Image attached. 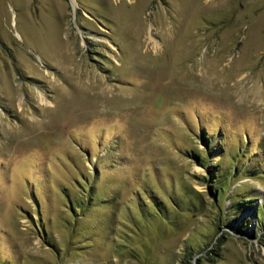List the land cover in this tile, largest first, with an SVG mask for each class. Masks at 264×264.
Masks as SVG:
<instances>
[{"label":"rangeland","instance_id":"obj_1","mask_svg":"<svg viewBox=\"0 0 264 264\" xmlns=\"http://www.w3.org/2000/svg\"><path fill=\"white\" fill-rule=\"evenodd\" d=\"M0 264H264V0H0Z\"/></svg>","mask_w":264,"mask_h":264},{"label":"trees","instance_id":"obj_2","mask_svg":"<svg viewBox=\"0 0 264 264\" xmlns=\"http://www.w3.org/2000/svg\"><path fill=\"white\" fill-rule=\"evenodd\" d=\"M233 174H234V173H233ZM257 210H258V211H257V213H258V212H260V211H261V208L259 207ZM218 237H220V240H219V242H220V241L222 240V239H221V235H220V236H218Z\"/></svg>","mask_w":264,"mask_h":264}]
</instances>
